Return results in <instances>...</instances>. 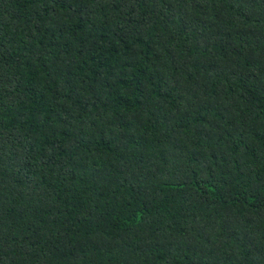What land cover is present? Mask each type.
<instances>
[{"label": "trees", "instance_id": "16d2710c", "mask_svg": "<svg viewBox=\"0 0 264 264\" xmlns=\"http://www.w3.org/2000/svg\"><path fill=\"white\" fill-rule=\"evenodd\" d=\"M0 264H264V0H0Z\"/></svg>", "mask_w": 264, "mask_h": 264}]
</instances>
